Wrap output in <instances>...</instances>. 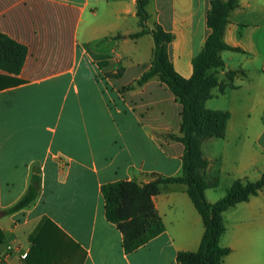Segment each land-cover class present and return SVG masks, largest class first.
Listing matches in <instances>:
<instances>
[{"label": "crops", "instance_id": "obj_1", "mask_svg": "<svg viewBox=\"0 0 264 264\" xmlns=\"http://www.w3.org/2000/svg\"><path fill=\"white\" fill-rule=\"evenodd\" d=\"M209 8L210 0H147V26L173 33L169 55L186 78L210 32ZM228 19L224 40L240 50L220 51L224 91L205 101L230 112L225 136L202 143L206 176L219 178L205 190L211 202L223 193L231 154L213 153L220 139L245 137L232 150L244 158L233 164L234 180L264 172V121L256 131L247 121L264 120V0H237ZM141 29L137 0H0V32L27 47L19 73L0 68L21 80L0 88V264H180L179 251L198 249L204 223L184 183L153 196L165 230L133 251L105 215L102 184L182 173L184 145L168 138L179 134L181 103L157 77L137 84L154 48L150 32L131 37ZM34 174L35 200L7 212ZM224 219L221 244L231 251L223 264H264V187Z\"/></svg>", "mask_w": 264, "mask_h": 264}, {"label": "trees", "instance_id": "obj_2", "mask_svg": "<svg viewBox=\"0 0 264 264\" xmlns=\"http://www.w3.org/2000/svg\"><path fill=\"white\" fill-rule=\"evenodd\" d=\"M147 0H137V15L142 29L132 33L138 37L152 33L154 48L150 67L137 80L141 85L157 77L174 94L182 105L179 134L169 133L168 138L184 145L182 155V173L176 176L159 175L149 182L135 179H120L102 184L105 200V215L115 223L123 234V246L130 252L147 243L165 230L162 216L155 207L153 196L161 192L168 183H184L187 193L204 223V232L196 251H179L176 259L180 264H223L231 249L221 244V238L227 227L224 212L239 202L247 201L264 187V172L255 180L237 178L227 189L225 195L214 202L207 199L205 190L217 186L218 177L209 180L206 168L209 160L205 157L202 143L208 137H224L230 112L208 108L205 101L211 97L214 88L224 91L217 70L225 63L220 55L223 49L240 50L230 46L224 40V31L229 21V13L237 6V0H210L207 13V25L210 32L201 51L193 58V73L186 78L181 75L171 61L168 44L173 33L159 23L152 28L147 26L149 13ZM27 54V47L0 32V68L10 74H17ZM235 71L227 72L232 78ZM21 82L9 74H0V88ZM130 87V86H129ZM40 189V175L34 174L25 194L7 212H13L32 203ZM4 233L0 228V241ZM33 240V238H32ZM37 242V238H34Z\"/></svg>", "mask_w": 264, "mask_h": 264}, {"label": "rangeland", "instance_id": "obj_3", "mask_svg": "<svg viewBox=\"0 0 264 264\" xmlns=\"http://www.w3.org/2000/svg\"><path fill=\"white\" fill-rule=\"evenodd\" d=\"M249 122V127L251 128V130L253 131H256L258 129V126L260 124H262V122L264 120H247ZM240 128V127H239ZM242 138L240 139L239 138V135L237 136L236 135H231V141H229V144H222L221 145V139L219 142L218 145H215L214 148H213V153H222L223 151L226 152H231V154H229L227 157H225L222 161V173H221V184H220V190L223 191L222 194H220L221 196H218L219 198L222 197L223 195H225L227 189L231 186L233 180H234V177L231 173L232 171V167H233V164L234 162H237L239 160H242L244 159L243 157H240L238 155H235L232 153V150L234 148H238L242 141L244 140V136H241ZM253 143V142H252ZM255 144V143H254ZM236 145V146H235ZM238 146V147H237ZM259 166H261L262 163H264V157H261V159L259 160ZM219 166V164H218ZM256 171H253L250 173L251 176H255L256 174ZM218 198V199H219Z\"/></svg>", "mask_w": 264, "mask_h": 264}]
</instances>
